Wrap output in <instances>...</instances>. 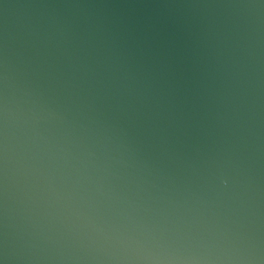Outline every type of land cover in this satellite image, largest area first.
Listing matches in <instances>:
<instances>
[{
  "label": "water",
  "instance_id": "95a60500",
  "mask_svg": "<svg viewBox=\"0 0 264 264\" xmlns=\"http://www.w3.org/2000/svg\"><path fill=\"white\" fill-rule=\"evenodd\" d=\"M0 264H264V0H0Z\"/></svg>",
  "mask_w": 264,
  "mask_h": 264
}]
</instances>
